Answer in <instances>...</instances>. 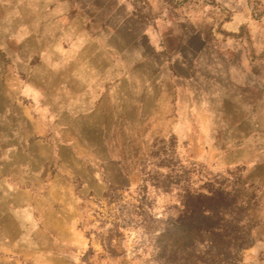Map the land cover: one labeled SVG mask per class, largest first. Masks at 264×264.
Here are the masks:
<instances>
[{
  "label": "rangeland",
  "instance_id": "obj_1",
  "mask_svg": "<svg viewBox=\"0 0 264 264\" xmlns=\"http://www.w3.org/2000/svg\"><path fill=\"white\" fill-rule=\"evenodd\" d=\"M0 264H264V0H0Z\"/></svg>",
  "mask_w": 264,
  "mask_h": 264
}]
</instances>
